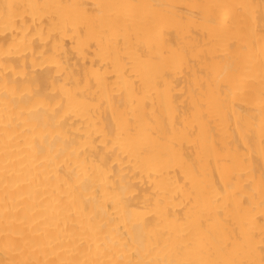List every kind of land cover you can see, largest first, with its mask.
<instances>
[{
    "label": "bare ground",
    "instance_id": "6f19581e",
    "mask_svg": "<svg viewBox=\"0 0 264 264\" xmlns=\"http://www.w3.org/2000/svg\"><path fill=\"white\" fill-rule=\"evenodd\" d=\"M0 264H264V0H0Z\"/></svg>",
    "mask_w": 264,
    "mask_h": 264
}]
</instances>
